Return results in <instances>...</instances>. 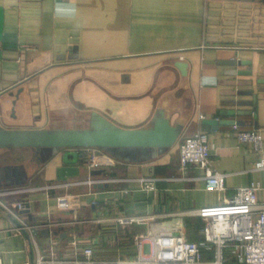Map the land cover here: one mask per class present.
<instances>
[{"label": "crops", "instance_id": "0c3cea01", "mask_svg": "<svg viewBox=\"0 0 264 264\" xmlns=\"http://www.w3.org/2000/svg\"><path fill=\"white\" fill-rule=\"evenodd\" d=\"M177 61L187 64L186 77ZM162 107L171 124L183 125L179 138L207 135L212 168L226 175L224 195L205 190L200 170L179 169L177 143L142 163L62 150L36 169L30 149H0V190L15 192L3 201L22 202L20 219L38 226L19 232L0 209L3 264H34L37 251L47 256L51 248L72 257V237L92 247L95 264L137 259L147 234L178 231L198 242L202 224L191 211L264 185L253 170L258 156L236 139L257 130L264 152V0H0L2 129L81 128L92 112L138 129ZM66 152L78 158L67 163ZM92 157L101 176L87 169ZM257 197L264 204V193Z\"/></svg>", "mask_w": 264, "mask_h": 264}, {"label": "built area", "instance_id": "2783aa9c", "mask_svg": "<svg viewBox=\"0 0 264 264\" xmlns=\"http://www.w3.org/2000/svg\"><path fill=\"white\" fill-rule=\"evenodd\" d=\"M202 119V117H200ZM236 139L240 144H247L258 156L253 164V170L264 174L263 141L257 130L238 131ZM179 169L184 171L195 168L203 173L205 190L224 195L225 176L213 170L208 137L196 133L183 135L177 142ZM75 151H90L76 149ZM88 171L102 167V162H96L94 157L85 161ZM88 186L93 180L85 182ZM145 189L153 191L152 180H144ZM15 193L13 189L0 190V209L12 217L17 223V230L32 232L35 227L29 226L20 219V214L26 211L22 202L4 203L3 198ZM264 193V185L259 183L237 188L234 197L215 207L191 211L192 217L200 219L202 228L201 240L190 242L182 233L171 231L155 235L140 236L137 241V259L128 261H113L104 264H264V204L258 202V194ZM119 224L143 223V220L121 218ZM51 245L58 243L53 239L55 224H47ZM35 248L37 245L32 241ZM79 239L72 237L68 246L73 250L72 257L60 258L50 249L44 255L37 251L34 264H95L92 260L91 246L81 247ZM148 252H145V247ZM81 252L83 260L78 259ZM0 264H3L0 254Z\"/></svg>", "mask_w": 264, "mask_h": 264}, {"label": "water", "instance_id": "95a60500", "mask_svg": "<svg viewBox=\"0 0 264 264\" xmlns=\"http://www.w3.org/2000/svg\"><path fill=\"white\" fill-rule=\"evenodd\" d=\"M174 66L186 77V63L177 61ZM182 130L180 123L171 124L163 107L155 110L151 120L138 129L118 127L99 113L92 112L86 126L81 128L8 131L0 127V149H30L34 154L32 165L35 169L59 151L76 149H97L119 161L142 163L174 147ZM68 157L78 158L76 153L66 152L64 160L67 163ZM103 173V170H93L90 175L101 176ZM101 187L96 185L93 188Z\"/></svg>", "mask_w": 264, "mask_h": 264}, {"label": "bare ground", "instance_id": "6f19581e", "mask_svg": "<svg viewBox=\"0 0 264 264\" xmlns=\"http://www.w3.org/2000/svg\"><path fill=\"white\" fill-rule=\"evenodd\" d=\"M96 162H98V160L96 159Z\"/></svg>", "mask_w": 264, "mask_h": 264}]
</instances>
